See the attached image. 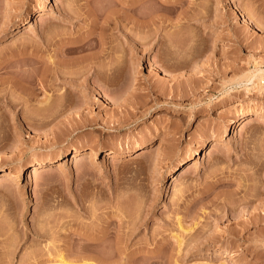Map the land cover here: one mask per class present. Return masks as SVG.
Segmentation results:
<instances>
[{"label": "rangeland", "instance_id": "rangeland-1", "mask_svg": "<svg viewBox=\"0 0 264 264\" xmlns=\"http://www.w3.org/2000/svg\"><path fill=\"white\" fill-rule=\"evenodd\" d=\"M100 52L125 55L116 86L82 67ZM19 165L0 264H264V0H0V172Z\"/></svg>", "mask_w": 264, "mask_h": 264}, {"label": "bare ground", "instance_id": "bare-ground-1", "mask_svg": "<svg viewBox=\"0 0 264 264\" xmlns=\"http://www.w3.org/2000/svg\"><path fill=\"white\" fill-rule=\"evenodd\" d=\"M47 1H50L51 2V0H47ZM132 5V4H131ZM130 5V6H131ZM135 5L133 4L130 8L133 10V8H135L134 7ZM127 7H129V6H127ZM136 8H137V6H136ZM130 9V10H131ZM130 10H129V12H130ZM134 10H136V9H134ZM149 10V9H148ZM133 12V11H132ZM150 12V11H149ZM114 13H116V12H114ZM114 13H113V15H114ZM152 13V12H151ZM42 14V11H40V10H35L33 13H31V15H30V17H28V18H26L27 20L25 21L28 25H29V23L31 22V17L33 16V18H35V17H38V16H40ZM111 16L110 17H104V19H105V21L103 20V26H105V27H108L112 22H113V24L114 25H120L119 24V22H118V18H117V14H115L114 16H112V13L110 14ZM129 15L130 16H132V14H128V16L126 15V18L127 19H125V20H127V21H129V22H132V24H135V23H137V20H134V17H129ZM134 15V14H133ZM149 15V14H148ZM109 16V15H108ZM113 17V18H112ZM115 17V18H114ZM146 17V16H145ZM112 18V19H111ZM130 19V20H129ZM132 19V20H131ZM152 19V18H151ZM150 19V20H151ZM98 20V19H97ZM96 22V21H95ZM149 22V21H148ZM243 22H247V20L245 19V18H243ZM150 23V22H149ZM151 23L152 24H154L153 22H152V20H151ZM146 24H147V26H146ZM146 24H145V27H147L148 28V30L152 27L151 25L152 24H148L147 22H146ZM101 25H102V23H101ZM103 26H101V28L103 27ZM142 26H144V24H142ZM151 30V29H150ZM148 32V31H147ZM102 35H103V33L101 34V38H102ZM133 37H135V39H136V35L135 36H133ZM139 38H137V40H138ZM165 42V41H164ZM163 42V43H164ZM79 47V46H78ZM78 47L76 48V50L77 51H80V50H78ZM84 47V46H83ZM82 46L79 48V49H81V50H83L84 48H83ZM89 47V46H88ZM75 51V50H74ZM70 52H71V50H70ZM69 52V53H70ZM72 52H73V50H72ZM116 52V51H115ZM118 52V51H117ZM113 56V57H112ZM111 57H110V59H107V57H104V55L102 54V52H100V53H98L97 55H93L92 57L90 56V58H88V59H86L84 62H82V64L80 63V62H78L80 65H82V67H83V69H85V71L86 72H89V71H91V70H93V72H94V74L96 75V79H97V81L99 82V84L101 83V84H103L104 86L105 85H112V84H114V85H112V86H116L115 84H116V78H118V75H119V73L120 72H122L121 71V69H120V67H122V66H120L121 65V62H123V59H124V56L125 55H123L122 56V54H121V56H120V53H116L115 55L113 54ZM165 60V62H166V59H164ZM73 61V60H72ZM75 61V60H74ZM82 61V60H81ZM162 62H164L163 60H161ZM69 62V61H68ZM76 62H77V60H76ZM164 62V63H165ZM74 63V62H73ZM164 63H161V64H164ZM167 63H168V61H167ZM183 63V62H182ZM73 65V64H72ZM78 65V64H77ZM177 65V64H176ZM183 65V64H182ZM181 65V66H182ZM164 66H166V63H165V65ZM168 66V65H167ZM180 66V65H179ZM162 68V70H163V72H165L164 70H165V68H163V67H161ZM120 77V76H119ZM128 78H131V77H128ZM18 79V78H17ZM20 79H21V77H20ZM131 80V81H130ZM135 80V79H134ZM128 81V83L130 84L133 80H132V78L131 79H128L127 80ZM137 81V80H136ZM118 83H119V81H118ZM127 83V84H128ZM21 84V83H20ZM102 85V86H103ZM118 86V85H117ZM119 92V91H118ZM261 114V112H259V111H256V112H254L253 113V115H251L252 117H255L256 118V116H258V115H260ZM248 116H250V114L248 113V112H244V113H240V116H239V118H238V120L237 121H230V123H229V125L228 126H226L225 128H224V130H223V135L224 136H228L229 135V133L231 132V131H234V130H236L239 126H241L240 127V129L239 130H241L243 127H244V124H243V122H244V120L246 119V118H248ZM257 119V118H256ZM233 126V127H232ZM237 131V130H236ZM223 137V136H222ZM214 148H215V145L214 144H211V146H210V150H209V153L210 152H212L213 150H214ZM145 150V147L143 146V145H141L140 147H138V149H137V151H134V152H141V153H139L138 154V156L139 155H141V154H144V153H146V151H144ZM170 151H172V150H170ZM114 152V151H113ZM113 152H110V153H108V154H112L113 156H116L115 155V152L113 153ZM66 154V151L64 150V151H62L61 153H60V155L61 156H63L64 157V155ZM200 153L198 152V150L196 149V150H194L193 151V153L190 155V157L188 158V159H186V160H184V159H179L177 162H176V165H175V167L173 168V172H172V174L169 176V180H170V184L171 185H175V183L178 181V180H180L182 177H183V173H184V171H185V169L186 170H189L190 168H192L193 166H194V159H195V157L197 156V155H199ZM78 156H80V152L78 151V150H75L74 151V155H73V157H72V161H77L78 159ZM55 164H57V165H55ZM52 166H57L58 168H61V166H63L62 165V162L60 161H58L57 163H54V162H41V163H39V164H36L35 166H33L31 169H30V174H36V175H39V174H42V173H45V172H47ZM24 174V169H23V167L21 166V165H19V166H12V167H9V169H7V170H3V171H1L0 172V177H13V178H15V179H17V178H19L21 175H23ZM173 192H175V189L173 188ZM248 202V201H247ZM250 202V201H249ZM261 202V201H260ZM261 205V204H260ZM259 205V206H260ZM256 207V206H255ZM257 208V207H256ZM255 208V209H256ZM253 214V213H252ZM255 214V213H254ZM258 214V213H257ZM257 214H255V215H257ZM261 217V215H258V217H257V220H258V218H260ZM262 216H264V215H262ZM251 217V220H253V218H254V215L253 216H250ZM253 217V218H252ZM249 219V218H248ZM254 220H256V219H254ZM256 220V221H257ZM260 220V219H259ZM259 220H258V223H260L259 222ZM261 221V220H260ZM254 223V221H251V223ZM262 222H264V221H262ZM257 223V224H258ZM178 224H180V222L178 223ZM256 224V222L254 223V225ZM249 226V225H248ZM246 227V226H245ZM254 227V226H253ZM247 228V227H246ZM182 229V228H181ZM184 231V230H183ZM185 232H186V230H185ZM89 239V238H88ZM87 239V237H86V240L85 241H97V240H95V238L93 239V238H91L90 240H88ZM99 241V240H98ZM93 244H95V242L93 243ZM97 244V243H96ZM218 254H222V252H219ZM101 258H104V257H101ZM60 259H61V264H72V263H70V262H67V261H65L64 259H63V256L62 255H60ZM105 259V258H104ZM99 261H101V259H99ZM104 261V260H103ZM193 264H204V263H201V262H194ZM222 264H225L224 262L222 263Z\"/></svg>", "mask_w": 264, "mask_h": 264}]
</instances>
